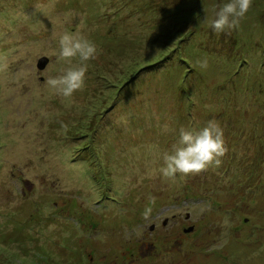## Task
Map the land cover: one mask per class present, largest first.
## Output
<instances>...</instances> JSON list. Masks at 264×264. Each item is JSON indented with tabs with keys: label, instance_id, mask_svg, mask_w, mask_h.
<instances>
[{
	"label": "rangeland",
	"instance_id": "obj_1",
	"mask_svg": "<svg viewBox=\"0 0 264 264\" xmlns=\"http://www.w3.org/2000/svg\"><path fill=\"white\" fill-rule=\"evenodd\" d=\"M142 2L0 0V264H264V0L223 32V0ZM64 32L97 47L71 97ZM209 119L219 165L164 177Z\"/></svg>",
	"mask_w": 264,
	"mask_h": 264
},
{
	"label": "clouds",
	"instance_id": "obj_2",
	"mask_svg": "<svg viewBox=\"0 0 264 264\" xmlns=\"http://www.w3.org/2000/svg\"><path fill=\"white\" fill-rule=\"evenodd\" d=\"M251 6V0H223L214 17L209 21L211 29L223 32L232 28L243 18ZM97 54L96 44L80 32H64L58 38V49L54 51L57 60L69 66L58 77L47 81L49 88L64 97L83 87L88 61ZM73 58L77 63L73 64ZM223 130L214 119L199 128L181 127L178 140L172 145L171 151L163 155V165L159 168L164 177H174L177 173L184 175L196 174L210 164L219 165V157L223 155Z\"/></svg>",
	"mask_w": 264,
	"mask_h": 264
},
{
	"label": "trees",
	"instance_id": "obj_3",
	"mask_svg": "<svg viewBox=\"0 0 264 264\" xmlns=\"http://www.w3.org/2000/svg\"><path fill=\"white\" fill-rule=\"evenodd\" d=\"M128 2H130V1H133V0H127ZM146 0H143V2H142V4L145 2ZM152 2H153V4H154V2H155V0H152ZM143 6H144V4H143ZM157 6H161L160 4L159 5H157ZM196 7H198V5H196ZM161 17L163 16V10L161 9ZM199 14H200V11H199ZM158 16V15H157ZM159 18H160V16H159ZM181 21H179V23H180ZM176 25H178V23H176ZM184 25H185V21H183V24H181V26L179 25L178 27H176L175 28V32L173 31V33H172V35H171V37H172V39L173 40H175V39H177V37L179 36V31L184 27ZM177 28H179V31L177 32ZM171 39V38H170ZM164 42L166 43L167 41L166 40H164ZM171 48V47H170ZM175 48V47H174ZM174 48H172V51H169V52H163L162 54H160L159 55V57H160V59L157 61V63L155 64L156 66H160V67H163V65L168 61V59L170 58V56H171V54H172V52L174 51ZM185 60V62L187 61V59H184ZM149 69H152V67L151 66H146V67H144V68H142L140 71H146V70H149ZM191 70H192V66H190L189 68H187V71H189V72H191ZM258 82V81H257ZM260 83L262 82V81H259ZM262 84V83H261ZM243 90V89H242ZM254 90V92L256 91V92H260V93H262L263 91H264V86H262V89H260V87L259 88H256L255 86H251V87H248V88H245L243 91H245V92H252ZM240 92H241V90H240Z\"/></svg>",
	"mask_w": 264,
	"mask_h": 264
},
{
	"label": "water",
	"instance_id": "obj_4",
	"mask_svg": "<svg viewBox=\"0 0 264 264\" xmlns=\"http://www.w3.org/2000/svg\"><path fill=\"white\" fill-rule=\"evenodd\" d=\"M48 61H49V59L46 56L40 58L39 61H38V64H37L38 68L39 69H44V67L48 63Z\"/></svg>",
	"mask_w": 264,
	"mask_h": 264
}]
</instances>
